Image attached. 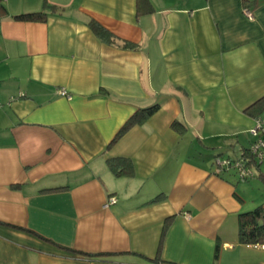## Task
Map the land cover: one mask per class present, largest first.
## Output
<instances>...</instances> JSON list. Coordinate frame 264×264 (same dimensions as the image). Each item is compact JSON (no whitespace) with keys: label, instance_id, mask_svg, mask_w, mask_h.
<instances>
[{"label":"crops","instance_id":"obj_1","mask_svg":"<svg viewBox=\"0 0 264 264\" xmlns=\"http://www.w3.org/2000/svg\"><path fill=\"white\" fill-rule=\"evenodd\" d=\"M0 5V264H264L238 235L264 204V160L254 181L214 166L244 157L264 120L245 112L264 96V0ZM116 156L132 176L112 173Z\"/></svg>","mask_w":264,"mask_h":264},{"label":"trees","instance_id":"obj_2","mask_svg":"<svg viewBox=\"0 0 264 264\" xmlns=\"http://www.w3.org/2000/svg\"><path fill=\"white\" fill-rule=\"evenodd\" d=\"M141 3H148V0H136V4L139 8ZM2 13H6V9L3 5H0ZM48 8L53 9V6H48ZM138 12H141L138 9ZM48 17V12L46 9L36 12H27L21 13L18 15H14L13 18L15 20L20 21H45ZM92 30H94L99 36L106 39L108 42L116 43V37H111L108 33L101 28L97 23L92 22L90 24ZM130 43L123 42V46L129 47ZM158 106L152 105L147 108H142L137 110L118 130L111 143H114L119 139L122 134L128 131L132 126L140 124L146 118L153 115L157 112ZM260 111H264V96H261L254 102H252L248 107L245 108V112L250 113L251 115L258 116ZM173 126L178 127L180 123L178 121H173ZM246 155L244 156L247 165H255L257 168L259 167V163H256L254 157L248 152V149L245 151ZM220 158H227L223 156H216ZM215 157V158H216ZM107 164L109 169L115 176H132L133 164L129 157L127 156H116L107 159ZM235 171V170H234ZM236 173V172H235ZM237 174V173H236ZM218 175V174H217ZM238 176V175H237ZM239 178V177H238ZM238 235L239 241L244 244H260L264 245V204L254 208L253 210H249L246 212H242L238 215ZM71 252H74L79 257L84 258H92L96 257L99 254L87 253L83 251H76L70 249Z\"/></svg>","mask_w":264,"mask_h":264},{"label":"built area","instance_id":"obj_3","mask_svg":"<svg viewBox=\"0 0 264 264\" xmlns=\"http://www.w3.org/2000/svg\"><path fill=\"white\" fill-rule=\"evenodd\" d=\"M244 13L249 17L253 18V13L249 10H244ZM59 94L71 98L70 95L64 89L59 90ZM251 135L254 136V140L251 143L248 152L254 157L256 163L264 160V120L257 118V127L251 131ZM247 159L244 157L233 160L231 158H220L216 157L214 163L216 166L215 173L219 174L230 169H234L240 180L250 179L255 176L250 165L246 164ZM117 202L116 197L112 196L109 198L105 206L115 204Z\"/></svg>","mask_w":264,"mask_h":264},{"label":"rangeland","instance_id":"obj_4","mask_svg":"<svg viewBox=\"0 0 264 264\" xmlns=\"http://www.w3.org/2000/svg\"><path fill=\"white\" fill-rule=\"evenodd\" d=\"M250 132V131H249ZM234 145L236 146V142H234ZM214 166H215V163H214ZM232 170H234L233 168H232ZM252 171L255 173V169L254 168H252ZM236 174V173H235ZM256 174V173H255ZM253 179H255L254 177H251V180L252 181H254ZM251 181V182H252Z\"/></svg>","mask_w":264,"mask_h":264}]
</instances>
